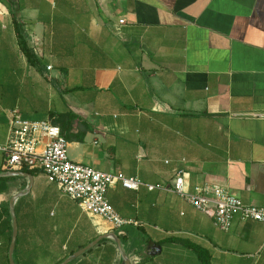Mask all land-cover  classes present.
<instances>
[{"label": "crops", "instance_id": "0c3cea01", "mask_svg": "<svg viewBox=\"0 0 264 264\" xmlns=\"http://www.w3.org/2000/svg\"><path fill=\"white\" fill-rule=\"evenodd\" d=\"M123 21V24H119ZM37 45L38 53L33 51ZM50 67V70H47ZM48 120L70 161L135 178L84 214L39 170L4 171L0 264H264V223L223 231L170 190L216 185L264 208V0H0V146L9 116ZM41 145H39L40 147ZM134 222L137 225H134Z\"/></svg>", "mask_w": 264, "mask_h": 264}, {"label": "built area", "instance_id": "2783aa9c", "mask_svg": "<svg viewBox=\"0 0 264 264\" xmlns=\"http://www.w3.org/2000/svg\"><path fill=\"white\" fill-rule=\"evenodd\" d=\"M119 24H123V21ZM33 51L36 54L39 52L35 43ZM47 70H50V67H47ZM9 117L7 141L0 146V152L4 155V171L39 170L49 183H54L74 200L84 214L102 218L114 228L132 223L121 219L115 213L106 200V192L114 183L136 191L142 185L139 180L73 163L68 158L67 143L59 128L48 120H24L15 110ZM184 184L185 173L178 170L170 187H146L149 191L157 189L175 192L194 209L210 215L215 226L223 231L229 230L234 218L264 223V208L246 206L239 199L229 195L224 188L216 185L195 186L192 193H187ZM134 225L137 223L134 222Z\"/></svg>", "mask_w": 264, "mask_h": 264}, {"label": "water", "instance_id": "95a60500", "mask_svg": "<svg viewBox=\"0 0 264 264\" xmlns=\"http://www.w3.org/2000/svg\"><path fill=\"white\" fill-rule=\"evenodd\" d=\"M13 175H22L20 173H16V172H12ZM12 220H13V231H12V237H11V242H10V246H9V263L10 264H13L12 263V260H11V254H12V251H13V247H14V241H15V236H16V224H15V219L14 217H12ZM111 238L117 248H118V251L120 252V255H121V258H122V263L121 264H129L126 256L124 255V253L122 252V248H121V244H120V240L114 235V234H108L106 236H102V237H99L97 240H95L94 242H92L91 244H89L86 248H84L83 250H81L80 252L76 253L73 255L74 258L80 256L83 252H85L87 249L91 248L92 246H94L95 244H97L102 238ZM70 258L66 259L63 263L61 264H67L69 262Z\"/></svg>", "mask_w": 264, "mask_h": 264}, {"label": "trees", "instance_id": "16d2710c", "mask_svg": "<svg viewBox=\"0 0 264 264\" xmlns=\"http://www.w3.org/2000/svg\"><path fill=\"white\" fill-rule=\"evenodd\" d=\"M180 244L183 245L184 247L192 250L197 255V257L200 261V264H210L208 255L202 249H200L194 245H191L190 243H187V242H180Z\"/></svg>", "mask_w": 264, "mask_h": 264}]
</instances>
